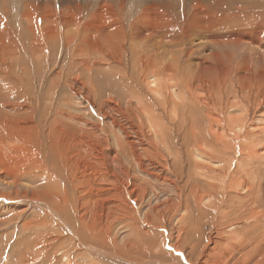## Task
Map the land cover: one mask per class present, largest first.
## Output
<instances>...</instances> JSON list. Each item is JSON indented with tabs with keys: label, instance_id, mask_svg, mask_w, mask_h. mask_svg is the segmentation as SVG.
<instances>
[{
	"label": "rangeland",
	"instance_id": "obj_1",
	"mask_svg": "<svg viewBox=\"0 0 264 264\" xmlns=\"http://www.w3.org/2000/svg\"><path fill=\"white\" fill-rule=\"evenodd\" d=\"M166 2H171V5H175L176 18L169 14V10L165 5ZM142 4L148 7L144 18L142 17L143 15L140 17V20L143 21H141L142 24H149V29L155 26L159 29L169 26L168 28L170 29V26L171 28L173 26V30L178 29H176L177 33L182 40L177 45L166 46L164 44L163 48L166 51L163 48L158 51L156 47L160 46V44L156 41L159 40V37H154L152 45H157L152 49L151 56L159 60V54L160 57H165V61H168L169 64L176 57L180 61V71L184 70L183 72L185 74L188 73V69L189 73L198 71L200 69L199 63H201L200 58L209 55L213 51V49L204 48L202 50L200 43L202 45L212 43L211 41L215 37L237 34L236 31L250 33L248 29L250 22L259 19L264 20V13L256 11H253L251 14L246 13L238 16L237 14L240 10L236 4L234 5L236 8L233 12L236 16L223 15L220 12V9L223 7L222 4L216 2L208 3L207 0H0V264H207V262L208 264H213L214 262H216L214 264H242V262L244 264H264V217L245 221V224L234 223V221L221 224L212 218V222L215 223L213 224L208 219L197 220L198 217L194 208H192V211L183 209L184 211L179 214L177 212L175 220L172 221L168 219V212L155 214L154 208L160 207L170 197L174 198L175 195L173 193L167 195L159 191L151 193V190H149L150 194L145 198L146 200L140 201L139 190L136 193H130V197L127 195L130 191L128 187L129 180L120 172V169L115 170V172L113 171L114 173L112 172L113 174L110 175H104L103 173L98 174L96 177H90L88 175L89 172L86 167L88 161L94 164L97 163L95 159H88L91 145L97 143L96 141H81V146L86 147V155L83 156L82 153L79 154L78 151H75V148L73 150L72 147L68 148V144L71 141L65 138L64 142L58 145V156L57 153H53L51 156L48 153L46 162H50L48 164L50 168L41 166L42 162H45L41 151H45V148H42L46 147L39 148L38 146L42 141L41 135L39 134V129L42 128L41 115L47 116L52 112L55 118L58 112H62L63 108H66L65 113L74 118L96 122L100 119L98 116L99 107H96V105H88L79 95L75 94V90L81 80L78 81L75 79L78 74H76L77 71L72 70V67L81 65L86 61L92 62L93 59H96L99 62V68L107 69L108 66H116L115 60L118 59L114 52L115 59H111L102 54L104 51L102 49L105 45V34L108 30L106 31L105 29L103 31V29H100L101 31L99 32L95 30L91 32L81 31L78 36L74 30L75 24L79 23L81 26H84L99 21L101 23L108 22L113 25L117 24V21H120L123 23L125 31H127V25L132 21H125L123 17L129 16L136 6L142 7ZM180 4L183 7L179 6ZM77 8L81 11L77 10ZM225 8L222 11L226 12L224 10ZM182 11H185V14H181ZM136 14L139 16V12ZM132 16L134 17L133 14ZM27 19H30V22ZM209 31H212V33ZM65 35L70 36L76 43L67 45L63 41ZM252 35L256 37L255 34ZM83 37H85V41ZM80 40L83 41L81 42ZM191 40L194 41L190 43ZM263 40L260 39V42L256 39L254 41L247 40L251 42L250 47H245L244 44H233L235 49L252 50L258 53L256 55L257 59L249 54L244 55V57L231 53L232 59L230 61L225 58V53H221L223 56L221 60H211L212 64L210 63V66H206L208 69L205 74L218 81L225 80L231 88L232 84L236 83L240 74V76L249 77L252 66H264ZM77 42L81 43L84 47L87 53L85 56V52L84 54L82 52L84 50L83 48L80 52L82 55L77 52L79 49ZM192 44L193 46H197V44L200 46V53L190 55V49H194L191 46ZM262 44L263 46L260 50H253L251 48H258ZM85 46L87 47L85 48ZM214 48L218 50V47L214 46ZM73 54H75L78 61L71 58ZM88 54L92 58L88 57ZM123 61L125 62V58H123ZM124 66H131V63L129 62ZM187 67L189 68L187 69ZM221 67L223 68L221 69ZM114 69L117 68H113L112 70L114 71ZM59 71L63 72L60 78L56 75ZM99 71H102L98 74L101 76L100 79L107 82L109 72L105 70ZM129 71L130 69L128 68ZM69 75L71 77L70 79L68 78L67 84L71 86H66V91L63 93L62 91L57 92L61 103L56 104L54 103V98L56 95L55 91L59 87L58 84L66 83ZM103 75H105L104 78ZM121 79L123 84V77H120L119 80ZM40 80L42 81L40 82ZM94 82H98L100 85L93 84L96 90L95 98L91 95H88V98L89 100L95 99L98 105H100L101 102L107 99L108 88L98 77L95 78ZM126 84L124 82V86ZM23 92H27L28 95L23 94ZM174 92H177L179 95H184L181 91L170 89V94L175 100L177 98ZM122 93L124 99L129 97L127 91H123ZM36 94L41 95L43 103H45L43 104L42 114L39 117L35 119L30 109L26 111L27 113L14 111V108L23 106L33 100ZM26 98L30 99L25 101ZM60 105H62L61 110L58 109ZM6 107L12 108L13 111H9ZM165 108L166 110H162V108L161 111L165 112L168 116H166L168 123L171 119L176 123V128L174 127V137L177 138L176 143L186 151L185 159L187 164L185 165L184 172L186 176L192 178L191 185L201 190L207 182H213L214 177H216V182L214 183L220 185L222 182V180L220 181L221 169L224 171L231 170L230 172L233 174L236 172L235 177L238 175L237 178L246 179L248 183L254 181V184L258 188H261V192L258 191L259 189H255V195L259 193L261 197V204L259 208L253 209L252 205L247 206L245 203L241 204V200L238 198L236 200L232 199L234 204L233 201H227V204L231 203L239 209H244L242 213L243 217L254 210L263 214L264 181L262 184L261 180H264V158H258L253 162L250 157L244 155L243 149L247 147L244 144L248 146L249 144H253L254 148L263 153L264 137L257 136L258 139H256L257 137L252 136L250 138V136H247V138L246 134L242 132L245 141L244 139L241 141L232 135L226 138L229 145L225 148L224 144L215 137L206 136L205 131L208 130L210 124L208 125L209 122L202 118H197L195 122L196 131L201 132L200 139L194 136L192 131V118L194 119L198 115H194V110L188 103L180 107L176 115L173 114L175 108L173 102L168 103ZM189 110H191V119H185ZM57 118L58 122L55 125H59L62 122V118ZM254 118L257 119L256 115L250 116L253 125V122H256ZM34 120L36 121L37 127L33 126ZM26 123L29 125H25ZM259 123H256V125ZM201 129L202 131H200ZM57 130L53 132L57 137L64 133L61 130ZM230 130H235V128H225L224 131L230 135L232 133ZM212 140L213 142H210ZM172 144L171 142L170 145ZM198 147L201 148L200 152L202 156L196 158L194 157L196 156L195 153H197L195 150ZM249 147L251 148V146ZM241 148L243 149L241 150ZM81 154L82 156H80ZM261 156L264 157V153ZM194 162H199V164H204L207 167L209 166L212 177L202 174V170L196 167ZM62 163L68 164L69 176L64 175V170L61 166ZM82 163H85V165ZM36 164H39V166L35 167L37 166ZM30 169H32L31 174H29ZM195 176L197 178H194ZM142 178L147 179L145 176H142ZM117 183L118 187H116ZM152 183L166 190L165 187L160 186V182L152 180ZM37 186H41V188L37 189ZM63 187L65 189V197L69 198V204L71 206L69 209L72 217L76 220L75 222L77 223L78 215H84V229H86L83 232L77 224L74 228L63 224L60 218L58 219L52 211V208L46 204L48 201L60 199L63 194ZM108 188L109 190L111 188V190L109 191ZM124 194L128 197L130 204L127 207V216L125 212L121 216V211L125 204ZM256 202L259 204L257 199ZM49 204L52 207L56 206L55 203ZM131 205H133L135 212H132ZM203 207L209 210L210 205L204 204ZM161 214L164 216L162 217ZM181 216L185 218L183 223H179L180 221L178 220ZM120 217L123 220L127 218V220L135 223L139 227L137 228L138 230H135L139 235L134 234L131 228H128L127 224L118 223ZM149 217H151V220ZM213 225H215L214 228ZM87 229L89 230L87 231ZM42 232H45V234L43 233L45 238L43 237L44 239L39 241L38 238ZM78 232L80 234L82 233V237H79ZM143 232H148V234L142 235ZM248 233L252 234L250 235ZM46 235L49 236L47 237ZM110 235L111 239L115 241L116 246H111L109 243ZM180 236L182 237L181 239ZM66 238L70 239L71 242L68 243ZM250 240H253V243ZM222 243L225 244L223 245ZM244 243L247 245L245 246ZM217 247L219 248L217 249ZM216 252L218 255H222V257L218 259V256L215 254ZM133 253L135 254L134 258L141 259V261L133 263L124 258L125 255L132 256ZM224 256L225 258H223ZM222 259L225 260L223 261ZM244 260L246 261L244 262Z\"/></svg>",
	"mask_w": 264,
	"mask_h": 264
},
{
	"label": "bare ground",
	"instance_id": "obj_2",
	"mask_svg": "<svg viewBox=\"0 0 264 264\" xmlns=\"http://www.w3.org/2000/svg\"><path fill=\"white\" fill-rule=\"evenodd\" d=\"M207 1H208V3H215L216 2V3L222 4L223 7L220 9V12L223 15L226 14L227 16H232V15L236 16V14H233V12L235 11V8H236V7H234L235 4H236V6H238V9L240 10V12L237 14L238 16H242L243 14H246V13L251 14L253 11H256L259 13H264V0H207ZM165 5L167 6V8L169 10V14L173 15V17L176 18L177 15L175 14L176 13L175 5H173V4L171 5V2H166ZM179 6L183 7L182 4H180ZM224 7H226L224 9L226 12L222 11V9ZM77 10L81 11L78 8H77ZM147 10H148V7H146L145 5L142 4V7L136 6L134 11L132 13H130L129 16L123 17V19H125V21L131 20L133 22L132 23L130 21L131 23H129L127 25V28H128L127 31H125V27H124L123 23H121L120 21H117V24H113V25L111 23H108V22L101 23L99 21L94 22L91 25L89 23V24H86L84 26H81L79 23L75 24L74 30L76 31V34L78 36H79L81 31H84V32L90 31L91 32L92 30H95V31L99 32L102 29H103V31L105 29H106V31L108 30L105 34L106 36L104 35L105 36V40H104L105 45H104V48L102 49V50H104L102 52V54L106 57L111 58V59L112 58L115 59V55H113V52H114L118 58L115 60L116 66H108L107 69L99 68L98 67L99 62H97L96 59L95 60L93 59L92 62L86 61V62L82 63L81 65H78V66L75 65L72 67V70L77 71L76 74H78L77 77H75V79L78 81L81 80V81H79V86L75 90V94L79 95L86 103H88V105H90V106L96 105V107L97 106L99 107L98 108V116L100 117V119L97 122L92 121V120L78 119V118L72 117L71 115H67L65 113L66 108H63L62 112H58L55 118H54V115L52 112H50L47 116H44V115L40 116V114H42L43 104H45V103H43V98L39 94L34 95L33 100H31L29 103H27L23 106H20L18 108L13 107L14 111H17L20 113H25L29 109L32 110L33 117H35V119L39 116L41 117L42 128L39 129V134L41 135V138H42L41 143H43V144L38 142L39 143L38 146H39V148L46 146V147L42 148V149L45 148L46 152L41 151L43 153L42 155L45 158V162H42L41 166L49 167L48 164L50 162L49 163L46 162V157H47L48 153H50V156L53 155V153H57V156H58V145L60 143L64 142L65 138H68L71 141V143L68 144V148L72 147V150H73V148H75V151H78L79 154L82 153L83 156L86 155V147L81 146L82 145L81 141L82 140L83 141H85V140L90 141L91 140L93 142L96 141L97 143H94L91 145L90 153H89L90 156L88 159H92V160L95 159V161L98 164L96 163L97 164V166H96V164L88 161V163L86 165L87 170L89 172L88 175L90 177H96L98 174H101V173H103L104 175H108V174L110 175V174H113L115 172V170L120 169L121 170L120 172L129 180V182H128L129 184L126 183V184H128V187L130 190L127 193V195H129V197H130V193L131 194L136 193V191L138 192V190H139L140 201L144 200L145 198H147L149 196V194H150L149 190H151V193L152 192L155 193V191H159L160 193H164L167 195L168 194L170 195L171 193H173L175 195L174 198L170 197V199L166 200V202L164 204H162L160 207L154 208L155 214L168 212V214H169L168 219H170L172 221V220H175V215H177V212L179 214L180 212H182L184 210L192 211V208H194L195 213L198 217L197 220L198 219H208V221L212 222V218H214L213 220H215L216 222H219L221 224H223L224 222L228 223V221H234V223H244L245 224V221H248L251 219L254 220L257 218L264 217V213L262 214L256 210L246 214L245 217H243L242 213L244 212V209H239L238 207L232 205L231 203L227 204V201H233L232 199L236 200V198L241 200V202H240L241 204L245 203L247 206L252 205L253 209L259 208L260 204H261L260 203L261 197H260L259 193H257V195H255L256 194L255 189H257V190L259 189L258 191L261 192L260 191L261 188H258L254 184L255 183L254 181L251 183H248L246 181V179H240L239 177L237 178L238 175L235 177V174H236L235 171H234L235 173L233 174L230 172L231 170L230 171L229 170L224 171L221 169L220 181L222 180V182L220 185L219 184L217 185L214 183V182H216L215 181L216 177H214L215 179L213 178L214 179L213 182H209V183L207 182L201 190H199L198 188L196 189L195 186L191 185V183H192L191 179L192 178L186 176L185 172H184V169L186 167L185 165L187 164V161L185 159L186 151L183 150L181 148V146H179V144L176 143L177 138L174 137V130H175L174 127L176 128V126H175L176 123L172 119L168 123L167 118H166L167 115L165 114V112L161 111L162 108H163L162 110H166L165 107H167L168 103L173 102L175 105L173 114L176 115L179 108L183 107L185 103H188L193 108L194 115H198V117H196L194 119L192 118V124H193L192 125V131H193L194 136L200 139L201 132L196 131L195 122L197 121V118H202V119L209 122L208 125L210 124L208 130L205 131L206 136L207 137H215L222 144H224L225 148H227V146L229 145V142L226 140V138H229L233 135V136H236L237 139H240L242 141L244 139V137L242 136L243 135L242 132H244L246 134V137L250 136V138H252V136H254V137L263 136L264 137V132H262V131H264V66H258V67L252 66L250 69L249 77L240 76L241 75L240 74L238 79L236 80V83L232 84L231 88H230V85H228L225 80L224 81L223 80L218 81L215 78H212V77L205 74L207 69H208L206 66H210L211 60H214V59L215 60L216 59L221 60V57H223L221 53H225V56H226L225 58H227L230 61L232 59L231 53L235 54V55H239V56H244L246 54H249V55H252L255 59H257L256 55L258 53H255L252 50L245 51L244 49H235L233 44H239V45L244 44L245 47L246 46L250 47L251 42H249L247 40L254 41L256 39V40H258V42H260L259 41L260 39L263 40V38H264V20L259 19V20H255L254 22H250V24L248 25V29L250 30L251 34L246 33V32L240 33L239 31H236L237 34H230V35L227 34L223 37H215L211 41L212 43L203 44V45L200 43V45L202 46V50L213 49V51L209 55H205V57L200 58L201 63H199L200 69L198 71L193 72V73H189V69H188L190 67L189 66V67H187L189 74L188 73L185 74L183 72L184 70L180 71V69H179V67H180L179 62L180 61L176 57L173 59V61L171 60L172 63L169 64L168 61L167 62L165 61V57H160L159 54H158L159 60H158V58L156 60L155 58H153L151 56V51H153L152 49L155 48L157 45V44L155 46L152 45L154 37H156V38H157V36L159 37V40L156 41L158 44H160V46L156 47V50H158V51H159V49L163 48L164 44H166V46L177 45L182 40H181L179 34L177 33L178 29L176 28L177 30L176 29L173 30V26H172V28L170 26V29L168 28L169 26L165 27V25H164L165 28L162 27V29L157 28V26L149 29L148 28V27H150L149 24H147V25H145L144 23L142 24L141 23L142 20H140V17L143 15L142 17L144 18V16H145L144 14L147 12ZM137 12H139V16H137V14H136ZM183 13L185 14V11H182L181 14H183ZM132 14L134 15V17L132 16ZM46 18H48V17H46ZM27 21L30 22V19L29 20L27 19ZM73 23H75V22H73ZM28 29L30 30V28H28ZM46 29H47V27H46ZM70 32H68V33H70ZM209 32L212 33V31H209ZM64 33H67V32H64ZM252 34H255L256 37H254ZM86 35H88V34L86 33ZM187 35H189V34H187ZM80 37H82V36L80 35ZM84 38L85 37H83V39ZM73 39H75V38L73 37ZM85 40L86 39H84V41ZM63 41H65L67 45H70V44L75 42L68 35L64 36ZM193 41L191 40L190 43ZM191 46H193V44ZM214 46L218 47V50L215 49ZM262 46H263V44L260 45V47L256 46L258 48H253V47H251V48L253 50H260ZM86 47L87 46H85V48ZM78 48L79 49L77 50V52H79V54H80V52L82 51L81 49L82 48L84 49V47L81 45V43H78ZM192 48H194V49L192 50L188 47V49H190V55L191 56L194 53H200V51H201L200 46H198V44H197V46H193ZM233 48H234V50H233ZM167 50H168V48H167ZM169 50H171V49H169ZM82 52H83V54L85 52L84 56L87 54L85 49ZM75 53H76V51H75ZM92 54H93V52H92ZM161 54H162V52H161ZM80 55H82V54H80ZM190 55H189V58H190ZM88 57L92 58L91 55H89V54H88ZM71 58H74L75 61H78L75 54H73V56L71 55ZM123 58H125V62L123 61ZM254 58H253V60H254ZM194 60H196V59H194ZM238 61H239V59H238ZM246 61H248V60H246ZM129 62L131 63V66H127V67L124 66V65L128 64ZM184 62H185V60H184ZM187 65H189V64H187ZM124 67H126V68H124ZM242 67H243V65H242ZM113 68H117V69H114V71H113L112 70ZM128 68L130 69L129 72H128ZM222 68L223 67H221V69ZM99 70H105V71L109 72L110 77L107 75V73L104 72L108 78L107 82L103 79H100L101 76H99L98 74L101 73L102 71H99ZM240 72H241V69H240ZM61 74H63L62 71H59L56 73V75L59 78H60ZM67 74H69V73H67ZM72 74H73V72H72ZM222 74H224V73H222ZM105 75H103V78ZM146 76H148L147 79H146ZM70 77H71V75H69V77H67L66 83H64V84L63 83L62 84L57 83L59 85V87H57V89H56V87H54L56 89V91H55L56 95L54 98V103H56V104L61 103V101L57 95V92L62 91V93H63L66 91V86H71V85L67 84L68 83L67 80H68V78L70 79ZM96 77H98L99 80L102 81L105 84V86L108 88V92L106 91L108 94L107 99L104 100L103 102H101L100 105H98V102L95 101V99L89 100V98H88V95L94 96V98H95L96 90H95L93 84L100 85L98 82L97 83L94 82ZM120 77H123L124 82L127 83L125 86H124V82L122 84V79L119 80ZM216 78H218V77H216ZM84 79H86V80H84ZM41 81L42 80H40V82ZM32 84H30V85L32 86ZM45 85H46V83H45ZM9 88H13V87H9ZM170 89L181 91L184 95H179L177 92H174V94L177 98V100H175L174 97L170 94ZM6 90H7V88H6ZM111 91H112V93H111ZM123 91H127V93L129 94L128 98L124 99L123 93H122ZM23 94L28 95L27 92L26 93L23 92ZM29 99L30 98H26L25 101H28ZM62 105L65 107L64 104H62ZM62 105H60L58 109H60L62 107ZM7 109L9 111H13L12 108H7ZM7 113H9V112H7ZM186 115L187 116L185 117V119H191V116H190L191 110H189ZM251 115H256V117H257V119L254 118L256 120V122H253L254 125L252 124L251 119H250ZM19 116H20V114H19ZM57 117L62 118V122L59 125H55L58 122ZM170 117H172V116H170ZM180 120H178V121H180ZM258 122H260V123L256 125V123H258ZM25 125H29V124L26 123ZM33 126L37 127L35 120L33 121ZM225 128H235V130H230L232 133L230 132L231 134L228 135L224 131ZM57 129L64 132L59 137H57L53 133L54 130H57ZM197 129H199V128H197ZM200 131H202V129ZM203 132H204V130H203ZM256 139H258V137ZM244 141H245V139H244ZM171 142L173 143L172 145H170ZM210 142H213V140ZM252 142H253V140H252ZM258 142H257V145H258ZM175 143H176V145H174ZM86 145H87V143H86ZM259 145H261V144L259 143ZM209 146H210V144H209ZM218 146H220V145H218ZM244 146H247V147L245 149L241 148V150L243 149L244 155L250 157L253 162L255 160H257L258 158H264L261 156L264 152L261 153L258 149L254 148L253 144H249V146H251V148L247 144H244ZM260 150H261V148H260ZM195 151H197V153H195L196 156H194V157L197 158V157L202 156V153L200 152L201 148L198 147ZM192 152H194V151H192ZM82 154L80 156H82ZM73 159H75V158H73ZM221 161H223V160H221ZM194 163H195L196 167H198L202 170V172H201L202 174H204L205 176L212 177L211 173H210L211 168H209V166L207 167L204 164H199V162H194ZM82 164L85 165V163H82ZM36 165L37 166H35V167L39 166V164H36ZM61 166L64 170V175L69 176L70 174H69V171L67 169L68 164L66 165V164L62 163ZM234 168H236V167H234ZM29 171H30L29 174H31L32 169H30ZM45 171H47V170H45ZM236 171H238V170H236ZM70 172H71V170H70ZM216 172H218V171H216ZM247 173L249 174V172H247ZM77 175H78V173H77ZM114 176H116V175H114ZM142 176L147 177V179L142 178ZM49 177H50V175H49ZM60 178H61V176H60ZM194 178H197V176H195ZM82 180H83V178H82ZM93 180H94V178H93ZM152 180H154L155 182L156 181L160 182V184H161L160 186L165 187L166 190L161 189L157 185H153ZM194 181L196 182V180H194ZM263 181L264 180L262 179L261 180L262 184H263ZM74 183H75V181H74ZM84 183H85V180H84ZM102 185H104V184H102ZM41 186H37V189H40ZM119 186H120V184H119ZM116 187H118V183H117ZM103 188H104V186H103ZM111 188H110V190H111ZM41 190H39V191H41ZM108 190H109V188H108ZM221 190H222V192H221ZM257 190H256V192H258ZM62 191H63V194H62L60 199H58V200L54 199V200L48 201L46 204L52 208V211L56 214L58 219L60 218V221H62L63 224H65L66 226L71 227V228H74V226L77 224V226L83 232V230L86 229V228L84 229V215H78L79 218L78 219L76 218L77 223L75 222L76 220H74V218L72 217L70 209H69L71 207L69 204V198L65 197L64 187H63ZM109 191H108V193H110ZM242 191H243V193H241ZM95 199L97 200V198H95ZM243 199H244V201H243ZM256 199L259 202V204H257ZM86 201H87V199H86ZM49 203H55L56 206L52 207ZM124 203L126 205L124 204V207L122 208L121 216H122V214L124 215V212L127 216V207L130 206L129 199L127 196H125V194H124ZM204 204L210 205L209 210H207L206 208L203 207ZM233 204H234V201H233ZM130 208L132 209V212H135L133 205H131ZM161 215H162V217L164 216L163 214H161ZM117 216H119V215H117ZM183 216L179 217V219H178L180 221L179 223H183V221L185 219ZM162 217H161V219H162ZM150 218L151 217H149V219ZM119 220H118L119 221L118 223L127 224L128 228H131V231L134 234L138 233L135 230H138L137 228H139V227H137V225L135 223L131 222L130 220H127V218L125 220H123L120 217ZM263 220H264V218H263ZM204 223H205V221H204ZM212 223L215 224L214 222H212ZM113 225H114V223H113ZM167 225H169V224H167ZM214 226L215 225H213V228H214ZM232 226H235V225H232ZM109 229H111V228H109ZM199 229H202V228H199ZM217 229H218V227H217ZM88 230L89 229H87V231ZM182 232H184V231H182ZM43 233L45 234V232H42L41 235L39 234L40 235V237L38 238L39 241H41L45 238ZM107 233H105V234H107ZM144 234L147 235L148 232H143L142 235H144ZM248 234L251 235L252 233H248ZM78 235H79V237H82V233L80 234L78 232ZM137 235H139V234H137ZM180 235H181V233H180ZM262 236H263V234H262ZM181 238L182 237L180 236V239ZM232 238H231V240H232ZM66 239H67L68 243L71 242L70 239H68V238H66ZM213 241H211V242H213ZM250 241L252 242L253 240H250ZM109 243L111 244V246L115 245V241L113 239H111V235H110ZM259 243H260V241H259ZM244 245H245V243H244ZM258 245H261V244H258ZM259 247H261V246H259ZM218 248L219 247H217V249ZM229 250H230V248H229ZM256 251H257V249H256ZM215 254L218 256V259H219V257H222V255H218L217 252ZM134 256H135V254L133 253L132 256L129 257L128 255H125L124 258L127 259L129 262H133V263H138L139 261H141V259H135ZM140 256H141V254H140ZM205 256H208V255H205ZM223 258H225V256ZM227 258H226V261H227ZM212 259H214V258H212ZM245 261L246 260H244V262ZM204 263H206V262H204ZM214 263H216V262H214ZM219 263H221V262H219ZM207 264H208V262H207ZM221 264H223V263H221ZM242 264H244V263L242 262Z\"/></svg>",
	"mask_w": 264,
	"mask_h": 264
}]
</instances>
